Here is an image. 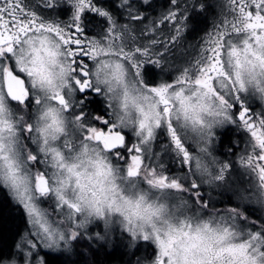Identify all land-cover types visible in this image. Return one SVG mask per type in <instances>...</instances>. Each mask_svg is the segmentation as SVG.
Returning a JSON list of instances; mask_svg holds the SVG:
<instances>
[{
    "label": "snow or ice",
    "instance_id": "snow-or-ice-1",
    "mask_svg": "<svg viewBox=\"0 0 264 264\" xmlns=\"http://www.w3.org/2000/svg\"><path fill=\"white\" fill-rule=\"evenodd\" d=\"M0 192V264H264V0H0Z\"/></svg>",
    "mask_w": 264,
    "mask_h": 264
},
{
    "label": "trees",
    "instance_id": "trees-1",
    "mask_svg": "<svg viewBox=\"0 0 264 264\" xmlns=\"http://www.w3.org/2000/svg\"><path fill=\"white\" fill-rule=\"evenodd\" d=\"M0 224L4 226L9 238L12 232L23 225L20 213L13 208L3 192H0ZM99 258L104 261V264H123L126 259L122 250L118 249L116 251L109 250L108 254L101 253Z\"/></svg>",
    "mask_w": 264,
    "mask_h": 264
},
{
    "label": "flooded vegetation",
    "instance_id": "flooded-vegetation-1",
    "mask_svg": "<svg viewBox=\"0 0 264 264\" xmlns=\"http://www.w3.org/2000/svg\"><path fill=\"white\" fill-rule=\"evenodd\" d=\"M23 228V225L21 226V228L20 229H22Z\"/></svg>",
    "mask_w": 264,
    "mask_h": 264
},
{
    "label": "rangeland",
    "instance_id": "rangeland-1",
    "mask_svg": "<svg viewBox=\"0 0 264 264\" xmlns=\"http://www.w3.org/2000/svg\"><path fill=\"white\" fill-rule=\"evenodd\" d=\"M119 250V249H118ZM111 264H113V263H111Z\"/></svg>",
    "mask_w": 264,
    "mask_h": 264
}]
</instances>
